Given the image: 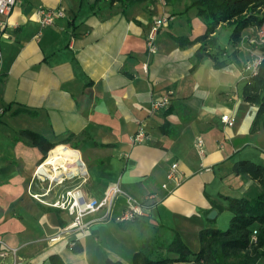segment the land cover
I'll return each mask as SVG.
<instances>
[{
	"label": "crops",
	"instance_id": "crops-1",
	"mask_svg": "<svg viewBox=\"0 0 264 264\" xmlns=\"http://www.w3.org/2000/svg\"><path fill=\"white\" fill-rule=\"evenodd\" d=\"M188 3L22 0L8 16L0 15L6 21L0 32V247L9 250L0 264H52V256L63 264H132L137 253L152 260L158 253L174 258L166 247L176 234L197 252L199 232L218 228L217 221L230 214L213 202L226 206L224 197L261 191L257 180L234 171L243 160L264 165V127L250 132L258 105L243 94L251 81L243 65L259 55L251 42L256 26L244 29L239 42L228 37L227 47L218 42L216 29H230L228 23L200 40L206 24ZM39 7L62 9L64 16L42 26ZM158 17L167 23L158 29L156 51L150 53L147 35ZM163 96L168 105L154 109ZM225 113L235 117L232 127L223 123ZM139 130L144 136L135 140ZM21 131L56 145L42 160L41 150ZM59 145L77 151L86 181L54 184L43 199L52 201L78 184L87 196L101 199L118 183L139 199L158 195L148 214L120 221L118 200L111 218L91 222L85 235L50 241L70 216L30 194L50 185L34 175L39 164L58 173L63 160L48 158ZM174 161L182 180L178 186L169 182L164 191ZM213 209L216 215L208 218Z\"/></svg>",
	"mask_w": 264,
	"mask_h": 264
},
{
	"label": "trees",
	"instance_id": "trees-1",
	"mask_svg": "<svg viewBox=\"0 0 264 264\" xmlns=\"http://www.w3.org/2000/svg\"><path fill=\"white\" fill-rule=\"evenodd\" d=\"M192 7L196 8L198 16L206 24V33L200 40H205L220 23H228L233 27L232 42H239L244 29L250 26L257 28L264 22V14L260 10L264 8V0H189L186 8ZM249 79L251 81L245 84L243 94L246 101L258 105L250 127V132H254L258 127H264V60L259 64L258 72ZM21 133L41 150L42 160L56 145L36 132ZM71 137L62 142L66 143ZM234 171L257 180L262 189L253 197H224L226 206L212 203L219 210L226 209L230 212L229 224L225 229H202L199 232L200 248L197 252H192L176 234L166 247V251L176 254V257L152 260L143 253H137L132 264H264L260 262L264 258V165L243 160L235 163ZM254 230L255 241L252 240ZM234 257L238 260L231 263L230 260ZM51 258L52 264H63L57 256ZM106 264L123 263L107 260Z\"/></svg>",
	"mask_w": 264,
	"mask_h": 264
},
{
	"label": "built area",
	"instance_id": "built-area-1",
	"mask_svg": "<svg viewBox=\"0 0 264 264\" xmlns=\"http://www.w3.org/2000/svg\"><path fill=\"white\" fill-rule=\"evenodd\" d=\"M20 1L22 0H0V15H3L4 17L8 16L15 4ZM36 15L40 24L42 26H46L51 25L56 17L64 16V12L62 9L39 7L36 11ZM166 23V17H158L153 20L150 31L147 35V49L150 53H155L156 33L158 29ZM5 26L6 21L0 20V32L5 28ZM251 42L255 46L264 44V22L257 26L256 33L251 39ZM262 60H264V56H257L254 59L247 60L243 65L244 77H247L249 79L251 76L255 75L258 72V66ZM143 67L145 69L146 65H143ZM1 73L2 68L0 48V75ZM168 103V97L163 96L160 99L154 101L153 108H163L166 107ZM1 113L2 109H0V114ZM221 119L223 123L228 127H232L235 123V117L227 113L223 114L221 116ZM143 136V131L139 130L134 139L142 140ZM63 146L67 147L66 145ZM196 146L200 151H202L201 139H197ZM71 150L77 153L75 149ZM70 160L71 161L69 162H71V165L75 164V166H71L70 168L65 169L62 164L57 165L58 173L56 174L45 169L42 164H39L34 171V175H36V177H38L39 179H48L50 185H48L43 193H31L30 195L40 203L52 208H56L58 210L65 211L70 216V221L63 228L61 234L51 237L50 241H57L63 238V236L71 234L79 233L80 235H85L91 222L111 218L118 200L122 201V210L119 215L120 221H132L138 217H144L148 214L152 204L158 197L157 194L151 193L145 199H139L127 193L118 183H116L109 187L104 197H102L101 199H95L87 196L81 189L80 184H78L73 187L64 188L57 194L55 199H53L52 201H46L45 199H43V196L49 193L51 187L54 184H63L65 180L74 178H80L82 183L86 181V168L84 162L79 157V154L77 153V156L74 159ZM63 163L67 164L65 159L63 160ZM166 179L167 181L161 185V189H163L164 191H169V182H172L174 186H178L181 183L182 179L180 178L178 163L176 161L171 163L167 171ZM94 213L100 214L98 217L90 221H85L84 217L86 215ZM255 239L256 231L254 230L252 234V240L255 241ZM70 245H74V241H72ZM8 252V247H0V257L5 256Z\"/></svg>",
	"mask_w": 264,
	"mask_h": 264
},
{
	"label": "rangeland",
	"instance_id": "rangeland-1",
	"mask_svg": "<svg viewBox=\"0 0 264 264\" xmlns=\"http://www.w3.org/2000/svg\"><path fill=\"white\" fill-rule=\"evenodd\" d=\"M260 10H261V13L264 14V8H262ZM232 30H233L232 26L230 29L228 27H225L223 29H216V37H218V42L220 43L221 46H224V45H225V47L228 46L227 41H228V37H231ZM225 41H226V44H224ZM256 47H258V50H259L258 56H264V45H257ZM256 57L257 56H254L253 58H249L248 60L254 59ZM230 217H231V214H229V215L225 214L224 217L219 219L217 221L218 228L225 229L227 227V225L229 224ZM162 257H163L162 253H158L157 255H154L155 259L162 258ZM237 260H238V258L234 257V258H231L230 262L235 263ZM260 262L264 263V258H262L260 260Z\"/></svg>",
	"mask_w": 264,
	"mask_h": 264
},
{
	"label": "bare ground",
	"instance_id": "bare-ground-1",
	"mask_svg": "<svg viewBox=\"0 0 264 264\" xmlns=\"http://www.w3.org/2000/svg\"><path fill=\"white\" fill-rule=\"evenodd\" d=\"M54 152L53 156H49L48 160L50 159L52 162L58 161V159L66 160L67 164L61 163L65 169L70 168L71 166H75V164L71 165L70 159H74L77 156L76 152H73L68 147L59 145L52 150ZM77 164V163H76Z\"/></svg>",
	"mask_w": 264,
	"mask_h": 264
},
{
	"label": "water",
	"instance_id": "water-1",
	"mask_svg": "<svg viewBox=\"0 0 264 264\" xmlns=\"http://www.w3.org/2000/svg\"><path fill=\"white\" fill-rule=\"evenodd\" d=\"M216 215V210H211L209 213H208V218H213L214 216Z\"/></svg>",
	"mask_w": 264,
	"mask_h": 264
}]
</instances>
